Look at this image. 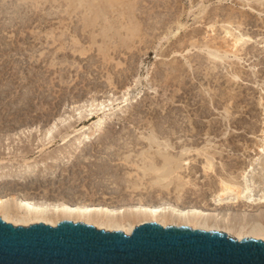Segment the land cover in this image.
<instances>
[{"label":"rangeland","instance_id":"374dc122","mask_svg":"<svg viewBox=\"0 0 264 264\" xmlns=\"http://www.w3.org/2000/svg\"><path fill=\"white\" fill-rule=\"evenodd\" d=\"M57 1L0 0V176L5 177L0 178V198L51 207H106L110 217L120 216L134 229L165 221H149L147 207L170 210L173 217L169 214L166 222H175L165 228L187 226L184 218L197 212L212 219L208 223L214 227L201 217L206 228L190 223L192 229L238 241L263 240L247 230L239 240L238 231L230 233L226 225L243 226L246 219L264 223V0H112L118 11L104 5L101 12L94 8L101 0ZM133 18L140 31L125 39L131 37L125 29ZM177 21L186 27L178 31ZM104 27H113L107 39ZM226 28L251 41L237 60L218 62L204 44L212 41L226 51L231 45ZM66 135L72 137L65 144ZM154 136L161 139L156 144L168 147L154 146ZM162 155L172 158L171 168L181 164L171 179L161 176ZM205 156L215 168H209ZM223 182L235 184L241 197L221 195ZM179 211L193 215L183 218ZM143 216L148 220L134 223ZM65 217L59 223L77 218Z\"/></svg>","mask_w":264,"mask_h":264},{"label":"water","instance_id":"95a60500","mask_svg":"<svg viewBox=\"0 0 264 264\" xmlns=\"http://www.w3.org/2000/svg\"><path fill=\"white\" fill-rule=\"evenodd\" d=\"M0 264H264V241L156 222L126 235L72 221L16 227L0 217Z\"/></svg>","mask_w":264,"mask_h":264},{"label":"bare ground","instance_id":"6f19581e","mask_svg":"<svg viewBox=\"0 0 264 264\" xmlns=\"http://www.w3.org/2000/svg\"><path fill=\"white\" fill-rule=\"evenodd\" d=\"M24 1V0H23ZM66 1V0H65ZM69 2H76L77 0H68ZM80 1V0H79ZM94 1H98V0H94ZM94 1H92L93 3H94ZM112 0H101L100 2H98V4H96L95 6H94V8L95 9H98L99 11L100 10H106V9H104V8H106V7H104V5H108V7H110V6H113L114 4H115V2L117 1V0H115V2L113 1V2H111ZM134 1V0H133ZM248 1H252V0H248ZM4 2V1H3ZM10 2V1H9ZM16 2V1H15ZM57 2H59V0L57 1ZM82 2H84V1H82ZM86 2V1H85ZM91 2V3H92ZM121 2V0H118L117 2H116V4L118 3H120ZM135 2V1H134ZM256 2V1H255ZM5 3V2H4ZM90 3V4H91ZM114 3V4H113ZM17 4V3H16ZM15 4V5H16ZM73 4V3H72ZM75 4V3H74ZM80 4V3H79ZM122 4H123V2H122ZM133 4V3H132ZM130 5V6H133V5ZM12 5V4H11ZM19 5H21V4H19ZM67 5V4H66ZM85 5V4H84ZM127 5H128V3H127ZM128 5V6H129ZM37 6V5H36ZM69 6H70V3H69ZM75 6V5H74ZM79 6V5H78ZM80 6H81V4H80ZM79 6V7H80ZM120 6H122V5H120ZM124 6V5H123ZM128 6L126 7V8H128ZM129 6V7H130ZM7 7V6H6ZM9 7V6H8ZM19 7V6H18ZM86 7V6H85ZM85 7H81V8H85ZM117 7V6H116ZM115 7V5L113 6V7H111L112 9H116L117 10V8ZM118 7H119V5H118ZM134 7V6H133ZM137 7V6H136ZM21 8V7H20ZM87 8V7H86ZM85 8V9H86ZM89 8V7H88ZM87 8V9H88ZM125 8V9H126ZM132 8V7H131ZM130 8V9H131ZM85 9H84V12H85ZM87 9H86V12H88L87 11ZM91 9V8H90ZM110 9V8H109ZM111 9V10H112ZM120 9V8H119ZM123 9V8H122ZM135 9V8H134ZM68 10H70V7L68 8ZM67 10V11H68ZM124 10V9H123ZM75 11V10H74ZM118 11V10H117ZM121 11V10H120ZM128 11H129V9H128ZM133 13H134V10H131ZM136 11V10H135ZM65 12V11H64ZM86 12L84 13V14H86ZM101 12V11H100ZM100 12H99V15H100ZM123 12V11H122ZM98 13V12H97ZM94 14L95 16H97L96 18H98L99 16H98V14ZM112 13V12H111ZM114 13V12H113ZM84 14H82V15H84ZM117 14V13H116ZM115 15V14H114ZM119 15H120V13H119ZM134 16H135V14H133ZM89 16V15H88ZM92 16V15H91ZM113 16V15H112ZM121 16H122V14H121ZM124 16V15H123ZM128 16L130 17V15L128 14ZM86 16H82V19L84 20V18H85ZM103 17H105L104 15H103ZM107 17V16H106ZM105 17V18H106ZM115 17V16H114ZM116 17H119V16H116ZM131 17H132V15H131ZM100 19H101V17H99ZM98 18V19H99ZM113 18V17H112ZM128 18V17H127ZM88 19H90V18H88ZM88 19H86V22L87 21H89ZM106 19H108V18H106ZM124 19V18H123ZM129 19V18H128ZM137 19V18H136ZM81 20V19H80ZM91 20H92V23H95V19H92L91 18ZM91 20H90V22H91ZM103 20H104V18H103ZM133 20H134V18L130 21L129 20V22H127V24H128V27L125 29V28H122L121 30H123V31H128V32H130V36L131 37H129V34H128V37L126 38V36H124L125 37V39H132L140 30L138 29L139 28V25H136L134 22H133ZM229 20V19H228ZM227 20V21H228ZM94 21V22H93ZM128 21V20H127ZM84 22V21H83ZM97 22H99V21H97ZM95 23V24H97L98 25V23ZM109 22V21H108ZM108 22H107V25H108ZM139 22V21H138ZM177 22H179V21H177ZM109 23H111V22H109ZM116 23V22H115ZM118 23H121V21L120 22H118ZM212 23V22H211ZM85 24V23H84ZM90 24V23H89ZM88 23H87V27H89L90 25H89ZM122 25H124L125 23L123 22V23H121ZM127 24H126V26H127ZM140 24V23H139ZM178 24V31H180V30H183V28H184V24H182V23H177ZM176 24V25H177ZM228 24V23H227ZM96 25V26H97ZM100 25V24H99ZM215 25V24H214ZM104 26V25H103ZM103 26H101V27H103ZM121 26V25H120ZM125 26V25H124ZM138 26V27H137ZM140 26H141V24H140ZM84 27V26H83ZM86 27V26H85ZM105 27H107L106 26V24H105ZM103 28L104 29V32H103V36H104V38H108V32L110 33V31H112V28ZM109 27V26H108ZM117 27H119V26H117ZM186 27V26H185ZM137 28V29H136ZM212 28H213V26H212ZM93 29V28H92ZM96 29V28H95ZM125 29V30H124ZM141 29V28H140ZM94 30V29H93ZM116 30V29H115ZM121 30H118V32L119 31H121ZM138 30V31H137ZM96 31H98V30H96ZM99 31H100V29H99ZM99 31H98V33H99ZM171 31V30H170ZM170 31H169V33H170ZM87 32V31H86ZM92 32V31H91ZM177 33H179V32H177ZM177 33H175V35L177 34ZM89 34H90V32H89ZM96 34V33H95ZM94 34V35H95ZM101 34V33H100ZM99 34V35H100ZM117 34V33H116ZM120 34H122V33H120ZM93 35V36H94ZM108 35V36H107ZM123 35V34H122ZM121 35V36H122ZM174 35V34H173ZM196 35V34H195ZM226 37H227V40L229 39L230 40V42H231V45L229 44V46L231 47V49H232V52L230 53V51H228L229 50V48H228V45H227V50L226 51H223L222 50V48H221V46L220 47H218V44L216 45V44H212V43H214V42H212V41H206L205 42V44H204V47L208 50V54L210 55V58H213V59H215V60H217L218 62L219 61H224L225 59H230V57H234V59H238V56H237V53L238 52H240V50H242L251 40L250 39H248V37L247 36H245L244 34H242L241 32H238V33H235V32H233L232 31V29H229V28H226ZM98 37V36H97ZM110 37V36H109ZM120 37V36H119ZM95 38V37H94ZM115 38V37H114ZM117 38V37H116ZM167 38V37H166ZM191 38H192V36H191ZM206 38V37H205ZM112 39V38H111ZM135 39H136V37H135ZM165 39V38H164ZM192 40V39H191ZM195 40V39H194ZM229 40H228V42H229ZM124 41V40H123ZM205 41V40H204ZM126 42H127V40H126ZM139 42H141V41H139ZM193 42V41H192ZM196 42V41H195ZM114 43V42H113ZM119 43V42H118ZM123 43H125V42H123ZM197 43V42H196ZM212 45H211V44ZM128 44V43H127ZM127 44H126V46H127ZM130 44V43H129ZM136 44V43H135ZM203 44H202V46L200 47V45H199V48H202V50L201 51H203ZM264 44V43H263ZM132 45V44H131ZM194 45H196V44H194ZM194 45H191V46H193V47H195ZM115 46V45H114ZM102 47V46H101ZM134 47V46H133ZM198 47V46H197ZM196 47V48H197ZM119 48V47H118ZM136 48V47H135ZM112 49V48H111ZM116 49V48H115ZM195 49V48H194ZM197 50V49H196ZM188 51V50H187ZM204 52H207V51H204ZM203 52V53H204ZM231 54H232V56H231ZM207 55V54H206ZM16 56V55H15ZM35 59V58H34ZM213 59H210L211 61L213 60ZM32 60V59H31ZM39 60H40V58H39ZM210 60H208V61H210ZM214 60V61H215ZM216 61V62H217ZM36 63V62H35ZM221 63V62H220ZM219 64V63H218ZM224 64V63H223ZM39 65V64H38ZM176 69V68H175ZM18 70V69H17ZM34 70V69H33ZM174 70V69H173ZM176 70H178V69H176ZM210 70H211V68H210ZM180 71V70H179ZM14 72V71H13ZM181 72H183V71H181ZM208 72V71H207ZM174 73H175V70H174ZM10 74V73H9ZM176 74V73H175ZM214 74V73H213ZM236 75H238V74H236ZM232 77H233V74L231 75ZM240 76V75H239ZM175 77V76H174ZM177 77V76H176ZM208 77V76H207ZM179 78V77H178ZM234 78L237 80V78L238 77H235L234 76ZM22 79V78H21ZM176 79V78H175ZM25 80V79H24ZM210 80V79H209ZM17 81V80H16ZM20 81V80H19ZM23 84V83H22ZM183 84V83H182ZM14 85V84H13ZM21 85V84H20ZM12 86V85H11ZM20 88V87H19ZM10 89V88H9ZM30 89H31V87H30ZM29 90V89H28ZM27 90V91H28ZM35 90V89H34ZM14 91V90H13ZM31 91V90H30ZM9 92V91H8ZM12 92V91H11ZM1 93V92H0ZM3 93H4V91H3ZM29 93V92H28ZM9 95V94H8ZM12 95V94H11ZM198 95V94H197ZM222 95V94H221ZM28 96V95H27ZM223 97V96H222ZM225 97V96H224ZM235 97V96H234ZM27 98V97H26ZM212 99V98H211ZM221 99V98H220ZM225 99V98H224ZM234 99V98H233ZM213 100V99H212ZM222 100H223V98H222ZM229 100V99H228ZM30 101V100H29ZM5 102V101H4ZM17 102V101H16ZM22 102V101H21ZM31 102V101H30ZM173 102V101H172ZM217 102V101H216ZM24 103V102H23ZM203 103V102H202ZM222 103V102H221ZM5 104V103H4ZM168 104V103H167ZM205 104V103H204ZM209 104V103H208ZM19 105V104H18ZM166 105V104H165ZM164 105V106H165ZM198 105V104H197ZM5 106V105H4ZM208 106V105H207ZM216 106V105H215ZM200 107H201V105H200ZM163 108V107H162ZM176 108V107H175ZM205 108V107H204ZM196 109V108H195ZM208 109V108H207ZM28 110V109H27ZM205 113V112H204ZM208 113V112H207ZM181 114V113H180ZM195 114V113H194ZM206 114V113H205ZM210 114H212V113H210ZM228 114V113H227ZM184 115V114H183ZM197 115V114H196ZM170 116V115H169ZM193 116V115H192ZM168 117V116H167ZM189 117V116H188ZM201 117V116H200ZM207 117V116H206ZM169 118V117H168ZM192 118V117H191ZM177 119V118H176ZM190 119V118H189ZM173 120H174V118H173ZM185 120V119H184ZM233 120V119H232ZM189 121V120H188ZM203 121V120H202ZM165 122V121H164ZM204 122V121H203ZM229 122V121H228ZM167 123V122H166ZM171 123V122H170ZM173 123V122H172ZM162 125V124H161ZM166 125V124H165ZM200 125V124H199ZM155 126V125H154ZM171 126V125H170ZM195 126H197V125H195ZM160 127V126H159ZM162 127V126H161ZM200 127V126H199ZM164 128H166V126L164 127ZM173 128V127H172ZM180 128V127H179ZM213 128V127H212ZM162 129V128H161ZM168 129V128H167ZM203 129V128H202ZM151 130V129H150ZM152 130H153V128H152ZM152 130H151V132H152ZM170 130V129H169ZM174 130V129H173ZM178 130V129H177ZM187 130V129H186ZM195 130H197L196 128H195ZM168 131V130H167ZM176 131V130H175ZM184 131V130H183ZM182 131V132H183ZM76 132H78V131H76ZM81 132H82V128H81ZM158 132V131H157ZM204 132V131H203ZM154 133V132H153ZM172 133V132H171ZM175 133V132H174ZM192 133H193V131H192ZM201 133V132H200ZM207 133V132H206ZM180 134V133H179ZM184 134V133H183ZM65 135V134H64ZM146 135V134H145ZM171 135V134H170ZM200 135V134H199ZM60 136V135H59ZM194 136V135H193ZM225 136H226V134H225ZM50 137V136H49ZM51 137H54V136H51ZM72 136H70V135H66V137L64 138V143L66 144L69 140H71L70 138H71ZM75 137V136H74ZM147 137V136H146ZM145 136H144V138H146ZM150 137V136H149ZM158 137V136H157ZM157 137H151L152 138V143L154 144V146L156 145H158L157 147H168V145H166V144H162V143H158V144H156V142H154V141H156L157 139H160V138H157ZM167 137V136H166ZM184 137V136H183ZM143 138V139H144ZM170 138V137H169ZM186 138V137H185ZM50 139V138H49ZM167 139V138H166ZM182 139V138H181ZM194 139V138H193ZM47 141H48V139H46ZM140 140V139H139ZM150 140V139H149ZM161 140V139H160ZM170 140V139H169ZM184 140V139H183ZM50 141V140H49ZM77 142L79 141L78 140V138H77V140H76ZM148 141V140H147ZM158 141V140H157ZM186 141V140H185ZM193 141V140H192ZM163 142V141H162ZM167 142V141H166ZM175 142V141H174ZM211 142V141H210ZM262 142H263V145L260 147V151L261 152H263L264 153V137H263V139H262ZM32 143V142H31ZM135 143V142H134ZM141 143V142H140ZM176 143V142H175ZM170 144H172V141H171V143ZM185 144H187V143H185ZM138 145V144H137ZM143 145V144H142ZM261 145V144H260ZM136 146V145H135ZM183 146V145H182ZM27 147V146H26ZM134 147V146H133ZM169 147H170V145H169ZM176 147V146H175ZM184 147H185V145H184ZM183 147V148H184ZM21 148V147H20ZM170 148H172V147H170ZM182 148V147H181ZM186 148V147H185ZM196 148V147H195ZM177 149H178V147H177ZM193 149V148H192ZM202 149V148H201ZM26 150V149H25ZM109 150V149H108ZM149 150V149H148ZM173 150H174V147H173ZM196 150V149H195ZM194 150V151H195ZM207 150V149H206ZM143 151V150H142ZM160 151V150H159ZM169 151H171V150H169ZM177 151V150H176ZM183 151V150H182ZM186 151H189V150H186ZM149 152V151H148ZM147 152V153H148ZM184 152V151H183ZM202 152H204L203 150H202ZM208 152V151H207ZM206 152V153H207ZM210 152V151H209ZM208 152V153H209ZM144 153V152H143ZM151 153V152H150ZM158 153V152H157ZM172 153V152H171ZM191 153V152H190ZM213 153H214V151H213ZM216 153V152H215ZM28 154V153H27ZM149 154V153H148ZM153 154H154V152H153ZM175 154V153H174ZM201 154V153H200ZM199 154V155H200ZM212 154V153H211ZM140 155H143V154H141L140 153ZM152 155V154H151ZM170 155V154H169ZM198 155V154H197ZM213 155V154H212ZM143 156H145V155H143ZM152 156H154L155 157V155H152ZM173 156V155H172ZM183 157L184 155H180V157ZM191 156V155H190ZM201 156V155H200ZM138 157V156H137ZM149 157V156H148ZM166 157H167V154H166ZM180 157H179V161H180ZM192 157V156H191ZM197 157V156H196ZM202 157V156H201ZM215 157V156H214ZM128 158H129V156H128ZM160 158H165L163 155L160 157ZM194 158V157H193ZM204 158V157H203ZM205 158H206V156H205ZM209 158V162H207V160H206V162L207 163H209V168H211V167H213L212 165L214 164L213 163V160L208 156L206 159H208ZM126 159V158H125ZM187 159V158H186ZM191 159V158H190ZM152 160V159H151ZM156 160H157V158H156ZM155 160V161H156ZM175 160V159H174ZM177 160V159H176ZM182 160V159H181ZM188 160H189V158H188ZM193 160V159H192ZM195 160V159H194ZM212 160V161H211ZM214 160H215V158H214ZM154 161V160H153ZM160 161V160H159ZM190 161V160H189ZM144 162V161H143ZM151 162V161H150ZM164 162H165V167H161L160 169V173H161V171H163V169H164V172L163 173H161V176H162V178L163 179H166L167 180V178L168 177H172L173 175V169H177L176 167H179L180 168V166H181V164H180V166L178 165V163H177V166H175L174 168L172 167L171 168V166H172V164H174V162L172 161V158H171V160L169 159V158H165V160H164ZM177 162V161H176ZM183 162V161H182ZM193 162V161H192ZM156 163V162H155ZM158 163V162H157ZM162 163V162H161ZM184 163V162H183ZM188 163V162H187ZM213 163V164H212ZM134 165H135V163H134ZM137 165V164H136ZM151 165V164H150ZM189 165V164H188ZM149 166V165H148ZM154 165H152V169H154V167H153ZM160 166V165H159ZM163 166H164V163H163ZM184 166V165H183ZM187 166V165H186ZM192 166V165H191ZM138 167V166H137ZM147 167V166H146ZM145 167V168H146ZM185 167V166H184ZM150 168V167H149ZM148 168V169H149ZM155 168H156V166H155ZM167 168L169 169L168 171H167ZM205 168V167H204ZM213 168H215V167H213ZM212 168V169H213ZM139 169V168H138ZM152 169H150V170H152ZM157 169V168H156ZM155 169V170H156ZM159 169V168H158ZM165 169H166V171H165ZM190 169V168H189ZM140 170H141V167H140ZM145 169H143V171H144ZM146 170H147V168H146ZM155 170H152L153 172H154V174H155ZM208 170V169H207ZM210 170V169H209ZM159 171V170H158ZM157 171V172H158ZM176 170H174V172H175ZM179 171V170H178ZM211 171V170H210ZM210 171H208V172H210ZM141 172H142V170H141ZM145 172V171H144ZM144 172H142V173H144ZM157 172H156V174H157ZM180 172V171H179ZM206 172V171H205ZM215 172V171H214ZM148 175L150 174L149 172L147 173ZM159 174V173H158ZM4 176V175H3ZM3 176H0V178L2 179L1 181H3L4 179H5V177H3ZM8 176V175H7ZM144 176H145V173H144ZM180 176V175H179ZM150 177H152V176H150ZM156 177V176H155ZM171 177H170V179H171ZM7 178V177H6ZM145 178H146V176H145ZM174 178V177H173ZM177 178V177H176ZM179 178H181V177H179ZM151 179V178H150ZM157 179V178H156ZM152 180H154V177H153V179ZM159 180V179H158ZM5 181V180H4ZM129 181V180H128ZM131 181V180H130ZM155 181V180H154ZM153 181V183H155ZM158 182V181H157ZM131 184H132V182H130ZM150 183H152V182H150ZM160 183H162V180H161V182ZM178 183H179V181H178ZM234 183V182H233ZM137 184V183H136ZM135 184V185H136ZM156 184V183H155ZM158 184H159V182H158ZM170 185H171V183H169ZM186 184V183H185ZM133 185V184H132ZM167 185V184H166ZM165 185V186H166ZM183 185H184V183H183ZM164 186V187H165ZM168 186V185H167ZM166 186V187H167ZM181 187H182V184L180 185ZM185 186V185H184ZM138 187V186H137ZM163 187V188H164ZM222 187H223V189H222V191H221V195H225L227 192L228 193H232V192H234L235 194H237V196L240 198L241 196V194H240V192H237V189H238V187L235 185V184H230V182H223L222 183ZM134 188V187H133ZM134 189H136V188H134ZM166 189V188H165ZM237 192V193H236ZM221 197V196H220ZM237 197V198H238ZM11 199V198H10ZM9 198L8 199H6V198H0V217L5 221V222H7V223H10V224H13V225H15L16 227L17 226H29L30 227V225H36V224H40V223H43V224H46V225H50V226H52V227H55V226H57L58 224H59V220L61 221V219L62 218H64L65 217V214H66V217L65 218H67V213H68V215H69V217L71 216V217H74V216H76L77 218H73V219H69V217H68V219L69 220H71V221H73V222H78V221H83L85 224H92V225H94V226H96L97 228H101V229H103V228H105L107 231H122V232H124L126 235H130L133 231H134V226H133V224H131L129 221V223L131 224V226H130V224H127V221H126V219L124 220V221H122V220H119L121 217L119 216V219H116V215H115V219H114V216H113V214H112V216L113 217H110L111 216V214H109L110 212H109V210H108V208H100V207H81V206H77V207H72V206H68V205H63V207L61 208V207H59V206H54V205H52V207L49 205V204H45V203H37V202H34V201H31V200H27V199H22V200H18V201H16V200H14V199H12V201L10 200ZM17 199V198H16ZM260 200H263L264 201V196L262 197V198H260ZM147 208H149V209H147ZM146 209L148 210V212H149V216H148V213H146V209H144V211H145V213H144V215H147V218H149V221L150 220H153V221H157L159 218L160 219H165V221L163 220V221H161V220H159V221H157L158 222V224L160 223L162 226H167V223H170L171 221H173V220H171L172 218H170V220H169V222H166L167 220H168V218L170 217L169 216V214H170V210L168 209V208H163V207H155V208H151L150 209V207H147ZM139 209H141V208H139L138 207V210ZM61 210H63V211H65V213L63 214L62 212H61ZM174 212L176 211V210H173ZM178 211V210H177ZM67 212V213H66ZM113 212V211H112ZM115 212V211H114ZM113 212V213H114ZM139 212H141V211H139ZM172 212V211H171ZM173 212V213H174ZM192 212V211H191ZM190 211L187 213H185V211L184 212H178V213H181V214H179V215H181L183 218H184V216H190V215H193V212H195L194 210H193V212L191 213ZM59 213V214H58ZM60 213L62 214V218H60L59 219V216H61L60 215ZM117 213V212H116ZM135 213V212H134ZM137 213H138V211H137ZM142 213H143V211H142ZM172 213V214H173ZM177 213V212H176ZM197 213V212H196ZM196 213H194V215L192 216V218L191 217H189L187 220H186V217L184 218L185 220H183L184 221V223L186 224V222L188 223V225H190V223H193L195 226L197 225V227H198V224L199 223H203V225L205 224V223H207L206 225H208V226H210V227H214V224H211V225H209V223H211L212 221V219L209 221V223H208V221H206V220H204L203 219V217H202V215L201 214H199V216L196 214ZM57 216H56V215ZM124 214V213H123ZM140 214V213H139ZM53 215H55V216H53ZM110 215V216H109ZM130 215V214H129ZM129 215H127L128 217H129ZM171 215V214H170ZM176 215H178V214H176ZM201 215V216H200ZM52 216H53V218H52ZM125 216V215H124ZM133 216V215H132ZM163 216H164V218H163ZM172 216V215H171ZM54 217H55V219L56 220H53L54 219ZM131 217V216H130ZM135 217V216H134ZM137 217V216H136ZM173 217V216H172ZM181 217V218H182ZM202 217V218H201ZM118 218V217H117ZM142 219L143 220V218H145V220L147 219L145 216H143V217H138V218H134L135 220H134V223L136 222V221H138L137 219ZM181 218H180V220H181ZM200 218L205 222H200ZM67 219V220H68ZM124 219V218H123ZM140 219H139V221H140ZM62 220H64V219H62ZM133 220V219H132ZM144 220V221H145ZM148 220V219H147ZM146 220V221H147ZM131 221V220H130ZM138 221V222H139ZM143 221V222H144ZM182 221V220H181ZM183 221L181 222V223H183ZM186 221V222H185ZM246 222L248 221L247 219L245 220ZM251 223L253 222L254 223V220L253 221H251V220H249ZM255 221H258V220H255ZM132 223H133V221H131ZM163 222V223H162ZM173 222H175V221H173ZM178 222H180V221H178ZM216 222H218L219 223V221H216ZM216 222L214 221V223L216 224ZM233 221H231L230 223H232ZM242 222V223H245L243 226L241 225V226H239V223H238V225L237 226H239V227H241V228H239L238 229V227L237 226H234V225H230L229 224V222L227 223V224H229V225H226L227 227V229L226 230H230L229 232L231 233V231H238V234H243L242 232H244V234L247 232L249 235H252V236H254V238H258V239H263L264 240V223L263 224H261V223H259L260 221H258V222H256V223H254L253 225H251V226H249L251 223L250 222ZM79 223V222H78ZM141 223V222H140ZM177 223V222H176ZM213 223V222H212ZM241 223V222H240ZM126 224H127V226L128 227H125L126 226ZM137 224V223H136ZM220 224L221 223H219V225H216V226H218V227H216V228H219V227H221L220 226ZM234 224H235V222H234ZM174 225H175V223H174ZM187 225V226H188ZM199 225H201V224H199ZM206 225H204L205 226V228H206ZM213 225V226H212ZM225 225V224H224ZM178 226H181V224H179ZM191 226H192V224H191ZM202 226V225H201ZM201 226H199V227H201ZM225 227V226H224ZM224 227L222 228V229H224ZM123 228V229H122ZM195 228V227H194ZM238 229V230H237ZM210 230V229H209ZM247 230V231H246ZM246 231V232H245ZM237 233V232H236ZM240 234V236H239V240H242V236L244 235H241ZM262 240V241H263Z\"/></svg>","mask_w":264,"mask_h":264}]
</instances>
